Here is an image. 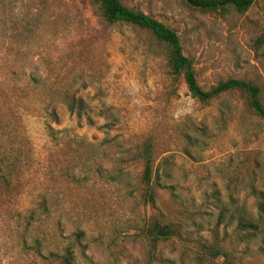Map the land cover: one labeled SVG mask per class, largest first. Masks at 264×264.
Here are the masks:
<instances>
[{
    "label": "rangeland",
    "instance_id": "rangeland-1",
    "mask_svg": "<svg viewBox=\"0 0 264 264\" xmlns=\"http://www.w3.org/2000/svg\"><path fill=\"white\" fill-rule=\"evenodd\" d=\"M122 3L175 30L202 87L245 79L264 104V0L242 14ZM147 139L154 200L137 155ZM152 217L179 234L151 247ZM213 242L231 264H264V120L245 96L197 101L149 31L88 0H0V264H206L198 247Z\"/></svg>",
    "mask_w": 264,
    "mask_h": 264
},
{
    "label": "trees",
    "instance_id": "trees-1",
    "mask_svg": "<svg viewBox=\"0 0 264 264\" xmlns=\"http://www.w3.org/2000/svg\"><path fill=\"white\" fill-rule=\"evenodd\" d=\"M96 13L106 22H125L143 28L150 32L155 41L162 46L167 56L169 73L175 78H182L189 94L201 103H208L213 98L226 92L239 91L245 96L248 108L264 120V104L260 97V87L245 79L227 78L217 84L204 88L198 80L192 60L185 56L174 29L158 21L152 16L122 3V0H88ZM189 6L205 12H227L230 9L238 13L246 12L256 0H184ZM256 46L264 47V29L255 40ZM80 102V101H79ZM74 103L68 104L73 110ZM81 106V105H80ZM154 147L150 139L145 140L137 150L138 157L143 162L141 181L145 187V195L150 200L156 196L155 185H159L153 159ZM45 208V204H44ZM240 230H246L247 235L254 236L258 232V224L253 219L239 222ZM142 233L151 247L179 234V229L172 223L164 222L158 217H152L145 223ZM225 258L226 264H231L232 255L224 246L217 242L200 243L197 259L206 264H216V259ZM63 264H71L69 257H64Z\"/></svg>",
    "mask_w": 264,
    "mask_h": 264
}]
</instances>
